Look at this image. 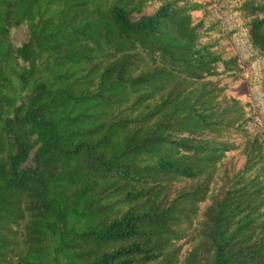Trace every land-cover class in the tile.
Returning <instances> with one entry per match:
<instances>
[{
	"label": "trees",
	"instance_id": "1",
	"mask_svg": "<svg viewBox=\"0 0 264 264\" xmlns=\"http://www.w3.org/2000/svg\"><path fill=\"white\" fill-rule=\"evenodd\" d=\"M260 57L264 0H0V264H264Z\"/></svg>",
	"mask_w": 264,
	"mask_h": 264
},
{
	"label": "rangeland",
	"instance_id": "2",
	"mask_svg": "<svg viewBox=\"0 0 264 264\" xmlns=\"http://www.w3.org/2000/svg\"><path fill=\"white\" fill-rule=\"evenodd\" d=\"M227 0H220L222 4ZM28 36L25 24L14 26L10 29V38L14 45L20 44ZM236 46L244 50L247 47V40L243 36L233 37ZM243 80L235 89L251 95L256 103L253 123L264 136V58H256L248 64L242 66Z\"/></svg>",
	"mask_w": 264,
	"mask_h": 264
}]
</instances>
